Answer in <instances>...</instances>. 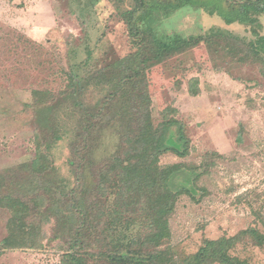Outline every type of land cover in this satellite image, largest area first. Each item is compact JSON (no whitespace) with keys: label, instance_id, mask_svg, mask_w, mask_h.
I'll use <instances>...</instances> for the list:
<instances>
[{"label":"rangeland","instance_id":"1","mask_svg":"<svg viewBox=\"0 0 264 264\" xmlns=\"http://www.w3.org/2000/svg\"><path fill=\"white\" fill-rule=\"evenodd\" d=\"M133 6L134 0H0V171L11 169L0 193L38 197L49 217L40 226L38 246L4 249L9 214L0 210V264H60L70 248L80 223L73 209L94 199L95 174L123 133L126 100L110 93L119 61L135 52L122 17ZM229 13L225 0H186L167 13L155 10L138 25L166 40L210 30L233 32L246 41L264 35V15L245 25L229 20ZM88 49L90 66L77 67ZM148 53L144 47L143 55ZM71 70L83 80L75 96L65 90ZM147 75L154 121L173 106L190 139L188 155L167 151L160 157L162 165L181 163L169 181L171 189L192 188L179 195L170 218L166 245L174 263L205 239L250 227L264 232L262 65L240 62L223 46L201 42L151 67ZM192 77L199 80L196 96L188 91ZM35 90H48L51 99L37 104ZM106 99L107 109L84 129V113L93 117ZM37 133L51 142L55 171L49 176L23 166L35 158ZM86 250L97 252L93 246ZM234 252L264 264V245L243 238Z\"/></svg>","mask_w":264,"mask_h":264},{"label":"trees","instance_id":"2","mask_svg":"<svg viewBox=\"0 0 264 264\" xmlns=\"http://www.w3.org/2000/svg\"><path fill=\"white\" fill-rule=\"evenodd\" d=\"M185 1L134 0V6L122 12L130 43L135 48V52L119 61L120 71L110 93H120L126 100L123 133L116 150L95 174L94 199L73 209L80 223L60 264H175L171 247L166 245L171 238L170 218L179 195L189 193L192 188L171 189L169 181L181 163L162 165L160 157L167 151L180 157L188 155L190 139L185 124L176 117L177 108L167 106L161 112V120L154 121L147 70L204 42L209 48L223 46L240 62L260 63L264 73V35L257 34L255 39L246 41L233 32L210 30L199 36L175 34L171 40H166L138 25L155 10L167 13ZM225 1L231 21L247 25L264 15V0ZM144 47L149 52L147 56L143 55ZM91 55L92 51L88 49L87 57L77 67L90 66ZM65 79V90H72L75 96L82 84V76L71 70ZM198 83L197 77L189 80L191 95L199 93ZM33 96L40 105L47 103L52 94L48 90H35ZM108 101H102L103 105L92 113L93 117L88 116L89 111L84 113V120L88 122L84 129L91 128L92 118L103 114ZM35 147V158L23 166L49 176L55 171L51 142L46 144L37 133ZM10 170L0 171V186L6 182L5 175ZM189 182L191 185L192 180ZM0 210L9 214V234L3 240L4 249L40 244V226L47 210H42L38 197L25 200L12 191L0 193ZM87 232H92V239ZM243 238L252 245H264V232L250 227L233 236L205 239L198 250L180 257L176 264H254L251 259L234 252L236 244ZM87 246L96 247L97 252H88Z\"/></svg>","mask_w":264,"mask_h":264}]
</instances>
